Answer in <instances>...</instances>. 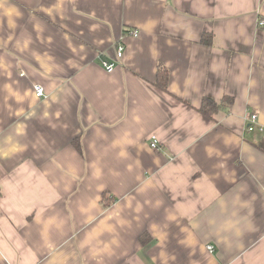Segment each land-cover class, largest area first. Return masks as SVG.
<instances>
[{"label": "crops", "instance_id": "0c3cea01", "mask_svg": "<svg viewBox=\"0 0 264 264\" xmlns=\"http://www.w3.org/2000/svg\"><path fill=\"white\" fill-rule=\"evenodd\" d=\"M263 17L264 0H0V264H264Z\"/></svg>", "mask_w": 264, "mask_h": 264}, {"label": "built area", "instance_id": "2783aa9c", "mask_svg": "<svg viewBox=\"0 0 264 264\" xmlns=\"http://www.w3.org/2000/svg\"><path fill=\"white\" fill-rule=\"evenodd\" d=\"M258 25H259V27H264V17L261 18L258 21ZM138 34H139V32L137 30L132 31V33H131V35L133 37H137ZM123 52H124V47L122 45H120L117 48V58H122ZM102 66L108 72H111L115 68V65L113 63H109L107 61H103L102 62ZM35 92H36V96L37 97H43L44 96V89L41 86H36L35 87ZM257 129H259L258 115L256 113L255 114L253 113V114L249 115V117L246 119V130L248 132H254ZM260 130L263 131L262 128H260ZM151 147L154 148V149H158L159 148V143L155 139H153V141L151 143ZM208 249L210 251H212L213 247L209 246Z\"/></svg>", "mask_w": 264, "mask_h": 264}, {"label": "trees", "instance_id": "16d2710c", "mask_svg": "<svg viewBox=\"0 0 264 264\" xmlns=\"http://www.w3.org/2000/svg\"><path fill=\"white\" fill-rule=\"evenodd\" d=\"M168 81H169V75H168L167 70H165V69L159 70L158 71V79H157L158 87L161 88L162 90L166 91L167 88H168ZM226 102L230 105V104H232L233 100L232 99H228ZM223 107L224 106L222 104H218V103H216L215 101H213L211 99H205L203 101V105H202L200 110H201V112L204 115H206L208 117H211V115L215 111H217V110H219V109H221ZM76 146H77V148H80V144L79 143H76ZM112 202H114V199L112 197L110 199V198H108V195L104 196L103 205L105 207H109L112 204Z\"/></svg>", "mask_w": 264, "mask_h": 264}]
</instances>
